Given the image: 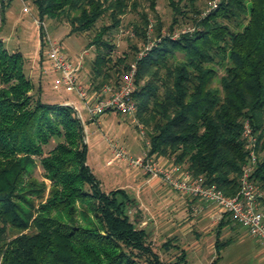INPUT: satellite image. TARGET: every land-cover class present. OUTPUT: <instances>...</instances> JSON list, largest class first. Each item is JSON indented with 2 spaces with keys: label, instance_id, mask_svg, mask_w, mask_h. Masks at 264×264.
I'll return each mask as SVG.
<instances>
[{
  "label": "trees",
  "instance_id": "16d2710c",
  "mask_svg": "<svg viewBox=\"0 0 264 264\" xmlns=\"http://www.w3.org/2000/svg\"><path fill=\"white\" fill-rule=\"evenodd\" d=\"M147 1L155 12V0ZM167 1L174 14L169 28L188 17L194 29L157 42L136 63L132 98L147 129L148 154L166 157L232 196L249 158L243 138L248 122L257 138L252 179L263 192L264 210V0H218L210 9L197 0ZM31 2L40 20H63L69 33L95 30L88 42L97 49L94 90L118 82L129 67L126 55H110L108 32L128 11L139 14L137 37H145L149 22L147 12L138 11L141 0ZM156 22L159 33L163 25ZM33 90L22 53L9 52L0 38V264H190L183 249L173 260L160 258L150 233L130 218L135 200L125 189L102 190L87 164L75 109L44 102L40 87ZM37 167L42 178L35 176ZM227 242H216L210 264Z\"/></svg>",
  "mask_w": 264,
  "mask_h": 264
},
{
  "label": "rangeland",
  "instance_id": "374dc122",
  "mask_svg": "<svg viewBox=\"0 0 264 264\" xmlns=\"http://www.w3.org/2000/svg\"><path fill=\"white\" fill-rule=\"evenodd\" d=\"M141 1L138 11L144 10L147 12L149 19L143 39L137 37L134 31V25L139 20L137 11H128L123 16L121 24L107 34L109 41L114 45L110 55L113 59L126 55L127 61L125 63L129 64V67L133 63H137L157 42L162 41L164 38L179 37L190 31L194 25L188 17L180 18L179 22L170 29L169 25L174 14L167 0H155V12L149 10L147 0ZM209 2L210 0L196 1L201 9L206 8ZM25 4L29 7L30 12L23 11V3L20 0H0V38L5 48L9 52L19 51L22 53L24 72L34 85L33 92L40 87L42 101L58 103L66 98L78 99L79 97L74 88L65 85L54 87L58 73L51 69L47 56V43L44 39L41 43V30L36 22V18H38L36 6L31 0H25ZM189 15H192V13H189ZM157 18L163 25L159 33L155 32ZM43 20L51 41L58 42L63 52H66L72 60L82 57L83 66L79 72L84 73V69L87 68L88 71L84 76L91 80L92 57L96 55L97 49L95 45L89 46L88 42L93 37L95 30L84 33H69L70 27L67 22L52 17H44ZM103 21L107 22L108 20L105 18L98 21L96 26H100ZM132 44L137 48H132ZM177 57L182 58V52L178 51ZM114 69H116V66H114ZM124 72L122 70L120 77ZM84 83L88 84V81ZM88 92L92 94L93 91L90 89ZM80 102L82 101L80 100ZM77 106L80 109L84 141L87 144V164L100 181L102 190L109 191L114 188H123L127 191L129 197L139 196L140 189L138 185L130 184L129 177L124 172V174L122 173L124 165L130 167L127 161L114 160L113 163L107 164V160L112 157V148L108 140L118 142L131 156L140 155L146 149V141L149 142L145 126L138 121L136 113L134 116H130L118 112H107L88 120L85 110L80 105ZM141 130H143L142 133ZM57 142L58 139L52 140L46 150L52 148ZM35 176L42 178L40 167H37ZM260 191L263 193L261 189ZM147 202V211L142 209L148 212V216H144L142 210L137 213L135 211L137 205L129 208V215L139 227L146 228L150 233L154 250L163 261L175 259L176 254L182 248L185 250L186 258L190 264H210L217 256L215 249L216 230L203 231L199 237H188L186 239L185 235L182 234V230L177 227L176 235L178 239L174 240L169 226L166 225L167 222L164 220L171 217H183L186 213L184 209L179 207L171 210L168 204L165 203L154 209L158 201L153 203L152 199ZM262 211L264 213L263 209ZM152 215L157 216L154 218ZM210 226L211 224H207L208 228ZM199 227L202 230V226L199 225ZM193 228L195 227L193 226ZM219 239L221 241L230 240L221 247L220 257L216 264H264V245L257 242L246 227L238 224L237 232L232 235L226 234L223 230L219 235ZM166 241L171 242L168 248L162 245ZM139 264L144 263L140 262Z\"/></svg>",
  "mask_w": 264,
  "mask_h": 264
},
{
  "label": "built area",
  "instance_id": "2783aa9c",
  "mask_svg": "<svg viewBox=\"0 0 264 264\" xmlns=\"http://www.w3.org/2000/svg\"><path fill=\"white\" fill-rule=\"evenodd\" d=\"M23 3V11L30 12L29 7ZM218 0L209 2L208 9L214 7ZM206 9V11H208ZM43 39L48 45L47 56L51 69L58 73L55 79L54 87L65 85L74 88L79 99L83 102L84 108L90 118H95L107 112H118L125 115L134 116L137 111V103L132 98L135 85V74L137 64L133 63L127 71L119 78L116 83H103L92 94L88 88L77 81V76L83 66L82 57L75 60L67 57L58 42L51 41L44 20L36 18ZM194 28L191 27V32ZM151 46V45H150ZM76 111L77 116L81 119L80 109L77 105L70 104ZM143 130H141V133ZM243 138L245 149L248 151V161L242 167L239 177V189L232 195H225L214 184H207L202 176L195 177L182 165L171 160L168 167L161 165L158 160L148 154L149 142L146 141V149L142 154L131 156L118 142L108 140L112 148V157L107 160V164L113 163L114 160H126L132 168H139L151 177L160 179L171 189L198 199L208 201L218 205L231 217L248 230V232L258 239L264 245V213L259 203V197L262 195L258 184L252 179V173L257 161L256 153V134L251 130L248 122L243 126Z\"/></svg>",
  "mask_w": 264,
  "mask_h": 264
},
{
  "label": "crops",
  "instance_id": "0c3cea01",
  "mask_svg": "<svg viewBox=\"0 0 264 264\" xmlns=\"http://www.w3.org/2000/svg\"><path fill=\"white\" fill-rule=\"evenodd\" d=\"M64 53L66 54L67 57H69L66 52ZM93 59L94 57H92V62ZM87 71L88 69L85 68L83 71L84 73L79 72L77 76V81L85 85L88 88V91L90 89L91 91H93L94 77H93L92 67H91L92 75H90L91 80H89V78L84 76ZM87 81L88 84H85L84 82ZM58 103H62V104L73 103L75 105H80V107L84 109L86 112V109L84 108V104L83 102H80L79 98L78 99L66 98L62 102H58ZM86 114L88 116V120H90V117L87 112ZM156 159L161 165L165 167H168L171 163V160L166 157L159 156ZM182 168L185 169L184 166H182ZM123 170L124 171H122V173L124 172L129 177V183L132 185H138V188L140 189L139 196L131 197V199L135 200V205H137L135 209L137 213L142 210V212H144V216H148V212H146L148 209L146 203H148L147 201H150L152 199H153V203H155V201L156 202L158 201L155 204L154 209H156L160 205H163V203L168 204L169 209L171 210L179 207L184 209L186 213L183 217L181 218L171 217L164 220L167 222L166 225L169 226V230L171 231L173 237L172 239L174 240L178 239V236L176 235L177 227H179L182 230V234L185 235L186 239L188 237H199L202 235L203 231L216 230V240H215V249H216L217 241L229 242L230 240L227 239L221 241L219 239V235L223 230L226 234L229 235L230 234L232 235L235 232H237L238 224L232 221V219H229L226 215L227 212L224 211L222 208H220L218 205L198 199L197 197L179 193L171 189L167 184L163 183L160 179L149 176V174L145 173L141 169L130 168L127 167V165H124ZM142 208L145 209L146 211H143ZM152 216H154L155 218L157 215H152ZM142 221L143 223H145L144 220ZM207 224L208 225L211 224V226L208 228ZM199 225L202 226V230L200 229ZM193 226L195 228H193ZM256 240L257 242H259L257 238Z\"/></svg>",
  "mask_w": 264,
  "mask_h": 264
}]
</instances>
